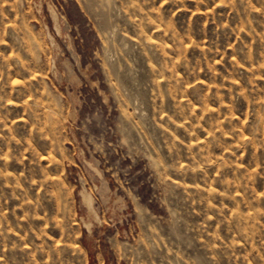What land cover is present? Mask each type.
<instances>
[{
	"label": "rangeland",
	"instance_id": "374dc122",
	"mask_svg": "<svg viewBox=\"0 0 264 264\" xmlns=\"http://www.w3.org/2000/svg\"><path fill=\"white\" fill-rule=\"evenodd\" d=\"M0 264H264V0H0Z\"/></svg>",
	"mask_w": 264,
	"mask_h": 264
},
{
	"label": "bare ground",
	"instance_id": "6f19581e",
	"mask_svg": "<svg viewBox=\"0 0 264 264\" xmlns=\"http://www.w3.org/2000/svg\"><path fill=\"white\" fill-rule=\"evenodd\" d=\"M53 14H54V13H53ZM53 14H52V15H53ZM54 15H55V14H54ZM55 18H56V16H55ZM53 21H54V20H53ZM54 23L56 24V22H54ZM55 24H54V27H55ZM58 25H59V24H58ZM58 25H57V26H58ZM57 29H58V28H57ZM57 31H58V30H57ZM85 202H86L88 205H90V202H91V201H90V198L88 197V195L85 196Z\"/></svg>",
	"mask_w": 264,
	"mask_h": 264
}]
</instances>
